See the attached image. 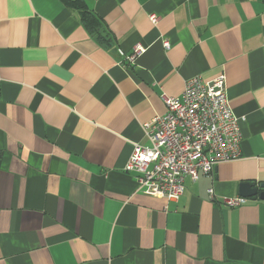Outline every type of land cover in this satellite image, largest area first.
Returning a JSON list of instances; mask_svg holds the SVG:
<instances>
[{"label": "crops", "instance_id": "obj_1", "mask_svg": "<svg viewBox=\"0 0 264 264\" xmlns=\"http://www.w3.org/2000/svg\"><path fill=\"white\" fill-rule=\"evenodd\" d=\"M78 1L0 0V264H264L262 0ZM218 74L240 157L186 178L178 201L141 193L124 165L162 93ZM243 182L256 194L222 204Z\"/></svg>", "mask_w": 264, "mask_h": 264}, {"label": "built area", "instance_id": "obj_2", "mask_svg": "<svg viewBox=\"0 0 264 264\" xmlns=\"http://www.w3.org/2000/svg\"><path fill=\"white\" fill-rule=\"evenodd\" d=\"M149 19L156 23L158 17L152 14ZM162 44L169 47L168 41ZM143 50L139 44L130 51L117 47L118 63L133 64ZM161 99L165 112L143 123L150 144L134 142L124 170L134 176L141 193L178 201L186 178L194 181L210 173L218 163L240 157L239 117L228 103L223 74L210 79L194 75L185 80L180 97L162 93ZM208 193L213 197L212 189ZM220 200L234 207L246 198L235 195Z\"/></svg>", "mask_w": 264, "mask_h": 264}, {"label": "trees", "instance_id": "obj_3", "mask_svg": "<svg viewBox=\"0 0 264 264\" xmlns=\"http://www.w3.org/2000/svg\"><path fill=\"white\" fill-rule=\"evenodd\" d=\"M64 1L72 7H76V8L82 7L80 1L78 0H64ZM262 2L264 4V0H262ZM81 20L83 22L84 27H86L90 35L94 36L96 40H98L104 46L110 44L111 38L106 33L105 27L102 21L98 17L94 16V14L84 9L81 12Z\"/></svg>", "mask_w": 264, "mask_h": 264}, {"label": "water", "instance_id": "obj_4", "mask_svg": "<svg viewBox=\"0 0 264 264\" xmlns=\"http://www.w3.org/2000/svg\"><path fill=\"white\" fill-rule=\"evenodd\" d=\"M260 187H264V182L259 184ZM257 192L253 182H243L240 184L239 193L242 196L250 197ZM260 198H264V190L259 193Z\"/></svg>", "mask_w": 264, "mask_h": 264}]
</instances>
